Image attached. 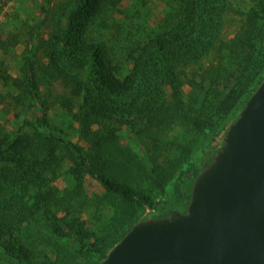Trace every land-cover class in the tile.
Returning <instances> with one entry per match:
<instances>
[{"label": "trees", "instance_id": "obj_1", "mask_svg": "<svg viewBox=\"0 0 264 264\" xmlns=\"http://www.w3.org/2000/svg\"><path fill=\"white\" fill-rule=\"evenodd\" d=\"M175 1L176 4L166 13L161 25L155 29L148 27L137 13L122 11L119 8L121 0H81L76 19L87 14L82 33L75 34L74 27L62 24L66 34H52V59L57 61V48L72 56L70 69L78 78L71 94L81 97V113L75 117L80 122L81 138L90 145V151L87 153L82 146L53 129L48 133L39 131L36 124L28 121L24 123L32 129L31 135L23 132V125L15 134L1 130L0 180L5 178V181H0V242L6 244V252L17 258L20 264H87L86 261L74 258L73 252L64 246V242L71 240L75 234L85 237L82 247H86L89 252L101 253L104 259L116 243L112 242V238L119 236L120 240L130 230L121 229L117 225L120 220L118 218L103 238L92 243L86 242L89 233L83 234L85 229L78 217L80 208L68 209L67 202L72 192L67 189L61 192L51 185L48 178L52 166L55 169L61 161L57 156L59 150L75 153L80 161L78 163L84 165L86 173L72 169L76 179L83 178L85 173L96 178L106 192L125 202L149 206L157 204L148 190L137 188L132 183L138 176L132 165H138L140 161L132 157L128 160L126 150L114 151L101 128L103 123L111 125V121L117 120L128 124L132 116L137 114L148 116L153 127L171 124L173 108L164 96L163 87L166 83L175 87L180 69L206 61L212 46L217 44L212 36V31L217 30L213 23L219 24L227 4L226 0ZM261 10L263 14H259L264 19L263 4ZM110 16L112 22H109ZM110 27H114L116 35L112 44L104 38ZM28 70L25 72L29 74L31 84H34L31 93L34 98H40L33 64ZM260 74L256 86L264 79V75L261 77ZM222 75H230V69L219 73L218 79ZM1 77L9 83V78L3 73ZM72 79H75V75ZM23 80L18 78L13 82L22 86L25 78ZM211 87L215 89L213 85ZM202 88L205 92L209 91L206 85ZM67 105L70 110L72 104L67 102ZM95 125L100 128L94 130ZM116 138L113 135V139ZM49 143L53 145L51 148H47ZM217 151L215 147L209 148L180 171L172 182L174 198L165 200L169 210L178 207L186 209L191 200L195 178L213 161ZM174 169L176 165L162 171V165L158 163L147 168L151 177L150 189L157 188L162 193L165 183L172 179ZM74 212L75 217L71 218ZM35 224L49 231L50 236L45 242H42V234L41 238L30 236L23 239L20 236V232L33 229ZM54 236L62 243L54 242ZM49 247L55 258L50 255Z\"/></svg>", "mask_w": 264, "mask_h": 264}, {"label": "rangeland", "instance_id": "obj_2", "mask_svg": "<svg viewBox=\"0 0 264 264\" xmlns=\"http://www.w3.org/2000/svg\"><path fill=\"white\" fill-rule=\"evenodd\" d=\"M226 1V9L219 18V24L213 23L217 30L212 31V36L217 44L212 46L206 61L180 69L175 87L169 83L163 87L164 96L173 108L171 124L153 127L148 116L137 114L132 116L128 124L117 120L111 121V125L106 122L102 125L101 131L114 151L126 150L128 160L132 157L140 161L138 165H132L138 172L132 183L137 188L148 190L156 205L128 203L106 192L96 178L85 174L84 165L78 163L80 161L75 153L57 151L61 161L55 169L52 166L48 178L51 185L61 192L64 193L65 189L72 192L67 202L68 209L80 208L78 217L85 229L83 234L89 233L86 242L92 243L103 238L118 218L117 225L121 229H131L142 218L167 214L170 210L165 200L174 198L172 182L191 161L209 148L218 149L221 146L230 124L244 107L245 98L255 88L259 72L260 76L264 75V19L261 10L264 0ZM80 2L0 0V133L2 130L15 134L23 125V132L31 135L32 129L24 123L28 121L36 124L39 131L48 133L53 129L59 132L89 153L90 145L81 138L80 122L75 117L81 113V97L71 94L78 78L70 69L72 56L57 48V61L52 59L51 36L55 33L66 34L62 24L74 27L75 34L82 33L87 14L76 19ZM175 4V0H121L119 8L130 14L137 13L148 27L156 29ZM259 13H262L261 16ZM111 17L109 22H112ZM106 35L104 38L112 44L116 38L114 27H110ZM32 64L41 94L37 99L31 93L34 84H31L30 76L25 72L31 70L28 67ZM228 69L230 75H222L218 79V74ZM2 73L9 78V83L1 77ZM74 75L75 79H72ZM18 78L21 81L25 78L22 86L14 84L13 81ZM82 78L85 77L82 75ZM204 85L209 91L203 90ZM67 102L72 104L70 110ZM93 128L97 130L100 126L95 125ZM113 135L117 138L113 139ZM52 146L49 143L47 148ZM119 156L123 157L122 154ZM156 163L162 165V171L176 165L172 179L165 183L162 193L157 188L150 189L151 177L146 171ZM72 169L85 172L83 178L76 179ZM123 176L128 178L126 174ZM0 181H5V178ZM70 217H75V212ZM41 234L44 236L42 242L50 236L44 226L36 224L33 229L20 232L23 239L30 236L41 238ZM84 238L75 234L71 240L64 242V246L73 252L74 258L87 264H98L103 260V255L82 247ZM120 240L119 236L112 238L114 243ZM53 241L62 243L55 236ZM5 245L0 242V264H20L17 258L6 252ZM48 250L55 258L51 247Z\"/></svg>", "mask_w": 264, "mask_h": 264}, {"label": "water", "instance_id": "obj_3", "mask_svg": "<svg viewBox=\"0 0 264 264\" xmlns=\"http://www.w3.org/2000/svg\"><path fill=\"white\" fill-rule=\"evenodd\" d=\"M98 264H264V79L195 178L186 211L140 219Z\"/></svg>", "mask_w": 264, "mask_h": 264}, {"label": "flooded vegetation", "instance_id": "obj_4", "mask_svg": "<svg viewBox=\"0 0 264 264\" xmlns=\"http://www.w3.org/2000/svg\"><path fill=\"white\" fill-rule=\"evenodd\" d=\"M186 209H183L182 207H178V208H172L170 209V211L165 215L166 216H171L176 212H184Z\"/></svg>", "mask_w": 264, "mask_h": 264}, {"label": "crops", "instance_id": "obj_5", "mask_svg": "<svg viewBox=\"0 0 264 264\" xmlns=\"http://www.w3.org/2000/svg\"><path fill=\"white\" fill-rule=\"evenodd\" d=\"M152 216V215H151ZM148 217V216H147Z\"/></svg>", "mask_w": 264, "mask_h": 264}]
</instances>
